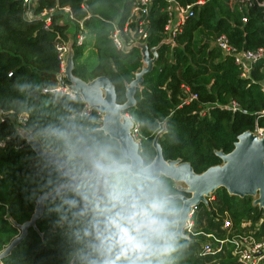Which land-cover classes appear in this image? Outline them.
Wrapping results in <instances>:
<instances>
[{"label":"trees","instance_id":"16d2710c","mask_svg":"<svg viewBox=\"0 0 264 264\" xmlns=\"http://www.w3.org/2000/svg\"><path fill=\"white\" fill-rule=\"evenodd\" d=\"M132 2L37 0L33 16L25 18L21 0H0V111L5 113L0 116V253L21 233V225L35 210L37 196L68 181L57 165L33 149L23 133L36 138L42 149L62 155L69 169L78 174L89 168L84 154L93 145H109L123 157L120 143L101 128L99 107L91 105L86 110L79 92L72 98L50 91L60 84L56 49L60 42L70 44L71 75L84 81L108 78L118 103L126 101L129 84L141 72L135 102L124 114L144 165L155 157L156 140L165 160L188 162L201 174L222 164L220 153L231 152L239 135L254 131L256 123L264 127V115L258 113L264 109V60L255 64L250 77H242L232 58L214 44L218 36L225 35L238 48L263 46L264 21L257 7L249 8L248 19L242 22L230 0L196 5L194 16L171 44L164 41V2L153 0L143 43L152 61L143 70L147 60L137 45L118 49L110 38L113 23L123 26ZM62 7H68L69 12L60 10ZM50 9H54L48 13L50 25L44 28L40 14ZM78 22L87 31L80 45L74 43ZM88 48L93 51V63L90 57L83 59ZM61 79L64 85L72 82L64 76ZM44 88L48 91L43 92ZM189 94L195 98L190 100ZM230 102L240 109H227ZM23 114L26 118L19 123ZM154 181L179 210V195L190 196L181 181L165 176ZM106 192L103 180L90 178L45 201L35 226L1 262L84 264L94 242L93 235L86 233H92V223L99 216L97 205L103 209ZM69 200H75L77 206L70 207ZM190 221V227L177 233L175 251L165 257L167 264H238L231 241L238 237L264 240V209L256 196L231 195L223 187L210 192L206 202L193 209ZM215 239L223 240L221 249L202 255L204 242ZM259 264H264V258Z\"/></svg>","mask_w":264,"mask_h":264},{"label":"water","instance_id":"95a60500","mask_svg":"<svg viewBox=\"0 0 264 264\" xmlns=\"http://www.w3.org/2000/svg\"><path fill=\"white\" fill-rule=\"evenodd\" d=\"M146 60L147 66L143 70L148 69L152 61L150 58H146ZM71 77L79 83H84L85 86L92 90L91 95L84 97V99L88 98L91 105L99 107L102 112V130L109 137L120 143L122 156L130 161L136 170L147 171L153 180L158 179L160 176H165L183 182L190 196L179 195L182 205L176 233L182 231L189 213L200 203H205L206 197L210 192L219 187L225 188L231 195L256 196L258 205L264 206V138H258L251 131L242 133L238 136V140L235 142L231 152L220 153L222 164L211 166L201 174H196L188 162L165 160L162 156L160 145L155 140L153 142L155 157L148 165H144L137 143H135L131 135L130 121H120L124 111L135 102V87L140 82L141 72H138L136 78L129 84L126 91V101L123 103L116 101L114 86L108 78L100 76L91 81H84L73 75ZM57 79L63 84L61 76H58ZM75 86L77 88L76 84ZM71 87L73 86L71 85ZM92 97H96V100L92 101ZM48 153H50L49 156L42 155L44 159L51 164L57 165L62 174L68 178V181L57 186L49 193L37 196L32 216L21 225L19 236L14 238L9 246L0 253V260L5 253L9 252L24 237L30 227L35 226L36 220L43 212L45 201L54 200L70 187H75L78 183L92 178L89 168L81 174L75 173L69 169L62 155L52 152ZM86 172L89 175H85Z\"/></svg>","mask_w":264,"mask_h":264},{"label":"clouds","instance_id":"9594fccd","mask_svg":"<svg viewBox=\"0 0 264 264\" xmlns=\"http://www.w3.org/2000/svg\"><path fill=\"white\" fill-rule=\"evenodd\" d=\"M84 158L91 177L103 180L107 189L92 233H86L94 242L84 264H167L165 257L175 251L180 212L171 198L147 171L136 170L109 145H93ZM66 203L77 206L75 200Z\"/></svg>","mask_w":264,"mask_h":264},{"label":"built area","instance_id":"2783aa9c","mask_svg":"<svg viewBox=\"0 0 264 264\" xmlns=\"http://www.w3.org/2000/svg\"><path fill=\"white\" fill-rule=\"evenodd\" d=\"M23 6V17L30 18L33 16V10L36 7L37 0H21ZM153 0H133L132 5L129 9L128 15L124 21L122 27L116 23H113V30L110 34L113 45L118 49H125L131 45H137L142 52L144 47V40L147 37V26L149 25V10ZM164 2L163 11L166 13V22L164 24V41L174 44L175 36L182 31V28L186 21L194 16V6L201 5L208 0H200L194 3L182 4L178 0H162ZM230 3L237 6L238 11L241 13V21L245 22L248 19V10L252 7H257L262 12V20L264 21V0H230ZM65 13L69 12L68 7H62ZM54 9L44 11L40 14V18H43L44 28H48L50 25V17L48 16ZM49 13V14H48ZM42 16V17H41ZM72 19V18H71ZM79 32L76 35L74 43L80 45L85 40L86 30L82 26V22H78ZM123 37L127 38L124 41ZM214 44L217 45L223 54H226L232 58L234 64L238 66L241 71L242 77H250L251 71L253 70L256 63L260 60H264V45L258 46L254 49L238 48L235 46L229 38L225 35H220L214 40ZM57 56L60 60V76L68 78L65 73L66 59L70 50L69 42H60L57 44ZM145 64V63H144ZM69 79V78H68ZM70 85L57 84L50 88L52 92L67 93L72 98L76 96V92L72 93L68 88ZM261 90L264 92V82L261 83ZM48 91V88H44L43 92ZM81 99L83 97L79 96ZM195 98V94H189V99ZM91 104L87 106L86 110H90ZM227 109L232 111L239 110L240 107L236 102H230ZM264 115V109L258 112ZM5 113L0 111V116ZM25 115L18 117L19 123H23ZM258 138H264V127L255 126L254 131H251ZM133 136V134L131 133ZM258 204V203H257ZM264 209V206H260ZM193 210L189 213L184 227H190L191 221L190 216ZM225 222L224 226H227ZM183 227V228H184ZM210 237V235H208ZM208 237V238H209ZM215 242V243H214ZM214 242L206 241L202 246L201 254H215L217 253L223 244V240H216ZM234 243V254L237 256L238 264H259L260 260L264 258V240L256 242L252 238L238 237L231 241ZM0 264H3L0 260Z\"/></svg>","mask_w":264,"mask_h":264},{"label":"rangeland","instance_id":"374dc122","mask_svg":"<svg viewBox=\"0 0 264 264\" xmlns=\"http://www.w3.org/2000/svg\"><path fill=\"white\" fill-rule=\"evenodd\" d=\"M70 30L71 31H73V28H70ZM151 52H152V55H155V50L154 49H151L150 50ZM142 53H143V58H144V60L146 61V58H147V56H148V48L147 47H143V49H142ZM91 55H93V51H92V49L91 48H88V49H86L85 51H84V60L86 61L89 57H90V62L91 63H93L94 61H95V57L94 56H91ZM144 61V63H146ZM71 66H72V52L70 51L69 53H68V56H67V59H66V64H65V73H67V75H68V78L69 79H71L72 77H71ZM145 66V65H144ZM75 82V84L77 85V88H76V86H75V84H74V82ZM72 80H70V81H72L70 84H68V85H70V86H68V88L70 89V91L72 92V93H74V92H79L80 94H81V96L83 97V100L86 102V105L89 107V105L91 104V102H90V100L87 98V99H84V97H89L90 95H91V92H92V90L90 89V88H88L87 86H85V84L84 83H79L78 81H75L73 78H72ZM73 83V84H72ZM71 85L73 86V87H71ZM83 94V95H82ZM91 100L92 101H95L96 100V97H92L91 98ZM90 102V103H89ZM126 114V113H125ZM124 113L122 114V116H121V118H120V121L121 122H125L126 120H129L128 119V116L127 115H125ZM20 129V128H19ZM20 132L21 133H23V131L22 130H20ZM23 134H25V137L27 138V140L29 141V143L31 144V146L33 147V149L36 151V152H38L39 154H41V155H43V156H45V155H47V156H49L50 155V153H48V151L47 150H45V149H42L40 146H39V144H38V141H37V139L36 138H34V137H32L29 133H23ZM135 143H137L136 141H135ZM183 183V182H182ZM184 185V184H183ZM185 186V185H184ZM186 188V187H185Z\"/></svg>","mask_w":264,"mask_h":264},{"label":"crops","instance_id":"0c3cea01","mask_svg":"<svg viewBox=\"0 0 264 264\" xmlns=\"http://www.w3.org/2000/svg\"><path fill=\"white\" fill-rule=\"evenodd\" d=\"M73 84V83H72Z\"/></svg>","mask_w":264,"mask_h":264}]
</instances>
